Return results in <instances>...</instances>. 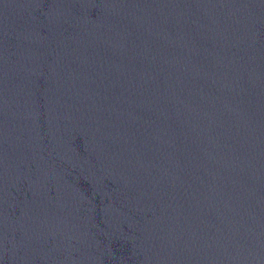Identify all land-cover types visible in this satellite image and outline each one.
Returning a JSON list of instances; mask_svg holds the SVG:
<instances>
[{
  "label": "water",
  "instance_id": "95a60500",
  "mask_svg": "<svg viewBox=\"0 0 264 264\" xmlns=\"http://www.w3.org/2000/svg\"><path fill=\"white\" fill-rule=\"evenodd\" d=\"M0 264H264V0H0Z\"/></svg>",
  "mask_w": 264,
  "mask_h": 264
}]
</instances>
